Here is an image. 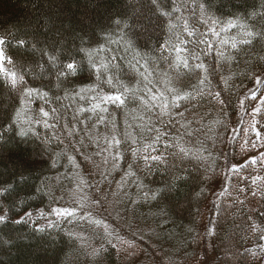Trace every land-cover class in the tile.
Masks as SVG:
<instances>
[{"label":"trees","instance_id":"16d2710c","mask_svg":"<svg viewBox=\"0 0 264 264\" xmlns=\"http://www.w3.org/2000/svg\"><path fill=\"white\" fill-rule=\"evenodd\" d=\"M261 36L264 0H0V264H264Z\"/></svg>","mask_w":264,"mask_h":264},{"label":"snow or ice","instance_id":"6c2138e0","mask_svg":"<svg viewBox=\"0 0 264 264\" xmlns=\"http://www.w3.org/2000/svg\"><path fill=\"white\" fill-rule=\"evenodd\" d=\"M156 0H153V3H155ZM178 11V9H177ZM163 15H167L166 13H162ZM207 21H205L206 23ZM117 23H119V21H117ZM237 25L229 22V29L232 28V27H236ZM228 29H224V31H227ZM210 31L212 32L213 35H216L218 36L219 33H217L215 31V29H210ZM189 35H191V33H189ZM259 35L258 33H253V32H247L246 33V36L247 37H250L252 39H255L256 36ZM261 39H264V36H261L260 37ZM252 39H246V40H243L242 43H245V44H250L252 42ZM8 43V41H6L3 37H0V80L4 81L5 83L9 84L12 88H16L17 85H20V84H24L25 81H24V78H23V74H20L18 75L16 71H10V70H6L5 69V64L7 65H12V60L11 58L9 57H6L5 55V45ZM202 43H207L206 41H202ZM224 43H227V41H224ZM17 47H24L25 44H24V41H19L18 44L16 45ZM209 47H211V44L209 43L208 45ZM231 47L235 48L236 47V44L233 43L231 45ZM182 49H177V51H181ZM49 61L55 65L56 61L53 57H48ZM115 59V57H113V60ZM180 66H183L185 69L188 68V63L187 61H184V60H179L178 61V64H177V67H180ZM65 71L64 72H61L59 73V76H69V75H75L76 74V71H77V65L74 64V63H68L66 65L63 66ZM108 65L107 64H104V63H101L100 64V67H96V65L93 63L91 64V68L96 72V73H100L102 70L106 73L108 71ZM197 69H199L200 71L204 72L206 71V69L204 68V65L203 64H197L195 66ZM145 79H147V77H144ZM97 79L99 80V75H97ZM106 82L111 85L112 84V78L111 77H107L106 79ZM200 85H203L204 84V79H201L200 80ZM261 83L260 79L257 78L256 79V84L259 85ZM95 91L94 89H80L79 92H78V95H80L81 93H85V92H93ZM169 91H172L171 89ZM149 92V95L151 94V90L149 89L148 90ZM129 93V90L127 88H124L123 90V94L122 95H108V96H92L91 99L93 101L95 100H100L101 103H94L92 108H89V109H81V111H89V112H96V111H99V112H106L107 111V108L104 106V105H108L109 103L112 104V105H115L117 107H120L124 104L125 102V99H139L138 97H135L134 95L132 96H129L128 95ZM24 95L27 96V97H32V96H40L41 98H44L46 96V93H40L38 90H35V89H27L26 91H24ZM219 93H216V96H218ZM81 98H84L83 96H81ZM165 99L166 101V98L162 97V94L161 96H156V95H151V100L152 102H155L159 99ZM189 98H192L194 99L195 96H189V95H183V96H175L173 101H172V106L173 107H178L179 106V101L181 100H188ZM248 99H256V93L255 91H253V94L251 96L248 97ZM142 103L144 104H148L149 102L147 100H143L141 101ZM222 103V102H221ZM243 103V102H242ZM261 104H264V98L261 99L260 101ZM161 107V111L164 113V114H167V109L169 107L168 103L165 102L162 104ZM261 112V109L260 107H257L254 112L252 113L253 116H255L256 114L260 113ZM19 113H17V120H14L13 123H18V118H19ZM42 116L44 117H47L49 114L47 112H42L41 113ZM101 122H103V119L101 118ZM46 123V122H45ZM46 126L48 127H51L50 125H47ZM9 128H11V125H9ZM28 133L26 130H24L23 128L20 129V131L18 132V135H20L21 137H24L26 136ZM256 135L259 137V133L257 132ZM158 138V137H157ZM115 144L118 146L119 145V140H115ZM111 146V145H109ZM253 147H255V144L253 145ZM264 155V154H262ZM145 159H147V157H145ZM153 160H158L160 159L159 157H152ZM255 159H253L251 161V163H255ZM234 171H238V169H234ZM22 179V178H21ZM255 182V181H254ZM2 194V193H0ZM255 195V193H253ZM56 211V214L58 216H72L74 215L73 212H70V211H67V210H64V211H59V210H54ZM28 217L30 218L31 217V213L28 214ZM4 222V217H0V223H3ZM22 221H17V223H20ZM40 231H43V229H40Z\"/></svg>","mask_w":264,"mask_h":264},{"label":"rangeland","instance_id":"374dc122","mask_svg":"<svg viewBox=\"0 0 264 264\" xmlns=\"http://www.w3.org/2000/svg\"><path fill=\"white\" fill-rule=\"evenodd\" d=\"M109 147L111 148V146H109ZM110 152H111V150H110ZM79 191H80V184L76 179H74V182L72 181V187H71L70 194L68 195V197L69 198L73 197V198L77 199V197L79 196V194H78ZM56 210L64 211L65 209H63L61 207V208H58ZM263 247H264V241H263ZM206 264H213V262L211 259H207Z\"/></svg>","mask_w":264,"mask_h":264},{"label":"bare ground","instance_id":"6f19581e","mask_svg":"<svg viewBox=\"0 0 264 264\" xmlns=\"http://www.w3.org/2000/svg\"><path fill=\"white\" fill-rule=\"evenodd\" d=\"M254 84V83H253ZM165 88V87H164ZM254 91V90H253ZM191 132V131H190ZM188 134V133H187Z\"/></svg>","mask_w":264,"mask_h":264}]
</instances>
